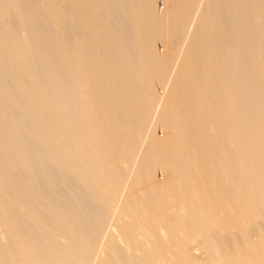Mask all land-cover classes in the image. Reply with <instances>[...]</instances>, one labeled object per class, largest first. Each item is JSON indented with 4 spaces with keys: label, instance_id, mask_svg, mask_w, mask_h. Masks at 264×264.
<instances>
[{
    "label": "bare ground",
    "instance_id": "1",
    "mask_svg": "<svg viewBox=\"0 0 264 264\" xmlns=\"http://www.w3.org/2000/svg\"><path fill=\"white\" fill-rule=\"evenodd\" d=\"M0 264H264V0H0Z\"/></svg>",
    "mask_w": 264,
    "mask_h": 264
},
{
    "label": "rangeland",
    "instance_id": "2",
    "mask_svg": "<svg viewBox=\"0 0 264 264\" xmlns=\"http://www.w3.org/2000/svg\"><path fill=\"white\" fill-rule=\"evenodd\" d=\"M160 3H161V1H160ZM159 45H161L160 42H159ZM160 49H162V46H160ZM157 87L159 88L158 90H160V91L162 90V89H160V86H157ZM157 131H158L157 133L160 135L161 132L159 130H157Z\"/></svg>",
    "mask_w": 264,
    "mask_h": 264
}]
</instances>
